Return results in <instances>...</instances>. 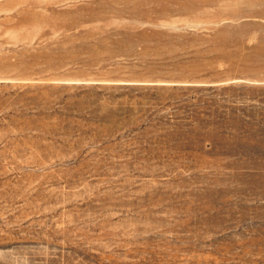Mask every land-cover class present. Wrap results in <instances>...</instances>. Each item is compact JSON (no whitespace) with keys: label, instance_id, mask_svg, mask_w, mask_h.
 Wrapping results in <instances>:
<instances>
[{"label":"rangeland","instance_id":"obj_1","mask_svg":"<svg viewBox=\"0 0 264 264\" xmlns=\"http://www.w3.org/2000/svg\"><path fill=\"white\" fill-rule=\"evenodd\" d=\"M0 264H264V0H0Z\"/></svg>","mask_w":264,"mask_h":264}]
</instances>
